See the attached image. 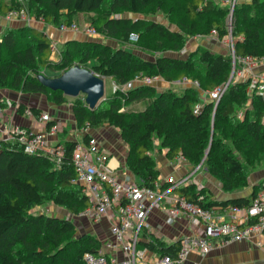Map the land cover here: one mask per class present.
Instances as JSON below:
<instances>
[{"label":"trees","instance_id":"obj_1","mask_svg":"<svg viewBox=\"0 0 264 264\" xmlns=\"http://www.w3.org/2000/svg\"><path fill=\"white\" fill-rule=\"evenodd\" d=\"M154 4H161V0H0V16L25 12L36 22L60 28L76 23L74 19L79 15H89L88 27L118 45L112 48L91 42L92 50L104 47L105 51L100 61L87 69L101 78H111L120 86L138 73L159 75L167 82L181 77L199 82L188 76L191 71L199 76L200 87L204 90L227 82L232 68L228 54L203 49L194 54L195 61L168 55L150 59L140 57L126 47L131 34L137 35V40L140 36L180 40V34L168 31L156 22L117 13L124 10L139 15ZM183 10L190 24L188 28L183 25L181 28L188 33L209 35L214 30L219 38L230 35L236 55L264 57V0L236 5L231 18V33L220 19L227 11L217 8L213 0H186ZM216 11L217 18L211 19L209 14ZM196 20L204 21L203 26H197ZM25 33L27 36H23ZM50 48L51 40L42 30L31 26L7 28L0 36V89L38 93L49 97L55 105L65 104L67 98L60 91L43 86L38 75L56 69L61 75L73 67L74 62L85 68L87 50H79L81 58L70 49L58 52L59 58H53ZM156 49L160 51L162 46L158 45ZM247 85V81L231 83L215 108L212 103L205 102L197 114L193 113L199 102L197 90L188 88L179 94L162 92L154 98H146L150 87L116 90L112 94L114 98L94 109L75 98L72 113L78 128H84L85 124L90 129L107 125L121 132L131 145L124 168L137 177L142 186L153 187L158 180L159 171L150 156L152 144L157 140L165 149L168 161L173 162L177 156H182L191 166L203 161L207 171L224 183L226 191H231L244 186V168L233 149L224 146L223 140L228 141L247 164L264 160V97L253 95L248 101ZM240 99L243 108L237 110ZM119 100L144 101L145 109L128 116L116 110L115 103ZM0 108H5L2 101ZM24 109L20 104L17 111L22 113ZM29 111L35 118L40 114L36 108H29ZM239 111H243V115L238 119ZM54 123L49 122L47 129ZM89 139L87 134L82 138L84 142ZM74 146V141L64 142L63 155L56 165L46 156L25 154L18 144L0 141V264H85V253H98L101 244L86 241L85 247L79 246L72 258H65L62 243L64 237L68 238L73 231V225L66 220L30 212L32 207L49 200L74 215L88 206V199L75 182L71 162ZM255 186L248 197L227 200L208 199L210 195L194 191L189 184L176 189V193L203 207H244L264 188V181ZM200 196H203L202 200H199ZM70 201L74 204L70 205ZM139 247L175 259L179 241L165 245L150 235L149 242H140Z\"/></svg>","mask_w":264,"mask_h":264},{"label":"built area","instance_id":"obj_2","mask_svg":"<svg viewBox=\"0 0 264 264\" xmlns=\"http://www.w3.org/2000/svg\"><path fill=\"white\" fill-rule=\"evenodd\" d=\"M250 1V0H249ZM228 8V18L231 20L237 0H224ZM10 18H21L27 22L25 12L8 13ZM61 32L77 31L76 23L70 26H60ZM86 34L94 39L101 36L90 27ZM229 31V30H228ZM230 32V31H229ZM230 34V33H229ZM209 36L216 37L214 30ZM229 36V37H228ZM229 56L231 57V73L227 82L215 86L211 90L201 92L200 84L196 80L181 77L171 82L163 80L159 75H145L138 73L121 87L113 86V92L131 91L139 87H151L158 82L182 90L192 88L199 93V102L195 104L193 113L200 112L205 102L217 106L228 86L234 82L247 81L246 95L264 97V57L240 56L234 52L232 37ZM130 42L137 40V35L131 34ZM51 54L55 53L51 45ZM57 54V53H56ZM98 76V75H96ZM99 77V76H98ZM249 103V102H248ZM6 107L11 103L5 102ZM19 107V104H15ZM5 108H0V123ZM28 109V108H27ZM29 115L31 112L26 111ZM243 111L237 112V118H242ZM40 122H51L46 113L39 116ZM58 131V124L54 123L46 132L33 133L25 128L12 125L4 135L3 141H14L21 146L25 154H40L59 164L64 148L60 144L52 143L50 138ZM82 138L89 135L88 124L81 129ZM82 138L75 141L71 155V162L76 174L75 182L81 187V193L88 201V206L75 217L97 224L103 219L109 220L110 237L101 243L97 254L85 253V264H186L188 256L193 253L207 256L217 247L234 242H246L256 248H264V188L260 189L249 204L244 207L228 205L226 207H203L187 200L176 193V189L187 186L193 173H187L180 178L173 174L157 180L153 187L142 186L141 182L127 170H121L119 164L112 166L110 156L98 145L97 139L90 137L87 142ZM173 163L180 167L186 163L182 156L175 157ZM203 196L199 197L202 200ZM152 208H161L165 211V223L173 224L180 217L187 218L191 224L200 228V234L185 235L179 239V250L175 259L169 256H160L147 260V249L139 247L140 242H149L150 233L147 224V215ZM105 251L111 255L107 256ZM120 253L122 259L117 261L113 254ZM190 264H199L192 262Z\"/></svg>","mask_w":264,"mask_h":264},{"label":"rangeland","instance_id":"obj_3","mask_svg":"<svg viewBox=\"0 0 264 264\" xmlns=\"http://www.w3.org/2000/svg\"><path fill=\"white\" fill-rule=\"evenodd\" d=\"M186 2V0H161V4H154L150 8H145L142 10V12L139 15H133L132 13L125 12L124 10H118V14H125L130 17H137L140 16L142 19L150 22H156L163 26L166 30L171 31L176 34H180L181 38L180 40H164L159 38L158 36H140L139 39L135 42H130L129 45H126L128 49H132L136 54H138L140 57H146L153 59L156 56L159 55H168L171 57L176 58H182V59H189L191 58L192 61H195L197 51H201L203 49L211 50L216 53H222V54H229L230 51V41L226 40V38H219L211 37L209 35H201V34H193L188 33L187 31L183 30L181 26H185L188 28V25L190 24V21L184 14L183 5ZM217 8H220L222 10H226V14L222 16L220 19L222 22H224L226 28L232 32L233 25L231 23V20L228 18V10L229 8L223 3L224 0H213ZM238 4L241 5L244 3L251 2L246 0H237ZM235 5V6H236ZM102 10L99 11L102 12ZM93 15V14H92ZM210 18H217V11L210 13ZM208 15V16H209ZM89 18V15L82 14L79 15V17L75 18L76 25L78 27L77 31H68V32H61L58 27L46 24L43 26H39L41 24H34V19L27 16L28 21L24 22L21 18H10L8 14H6L4 17L0 16V36L1 34L10 27H24V24L35 25L36 27H43L44 29L48 28V33L46 34L49 39L51 40V45L55 49V53L52 54L53 58H59L58 52L70 49L71 52H76V54L79 56L77 58H81L80 51L81 49L87 50V58L85 61L86 69L90 67L93 64H96L100 61V58L103 56V53L105 51L104 47H101L97 50H92V44L94 43H101L102 45L110 46L112 48H115L118 43L111 39H105L101 36L99 40H92L88 34H86V28L88 27L87 20ZM19 20H21L23 23H21ZM204 21H195V24L197 26H203ZM52 34L55 36L53 39L50 37ZM23 36H27L25 33ZM229 37V36H228ZM232 37V36H231ZM137 44V45H135ZM139 45V46H138ZM158 45L162 46V49L158 51L156 47ZM146 49V51H143V49ZM57 53V54H56ZM106 53L108 51L106 50ZM7 57V54H5V58ZM2 64L5 65V61L2 62ZM73 66H78L76 62H74ZM59 76V70L54 71H44L41 74L38 75V79L41 80L42 78H55ZM190 77H195L199 80L200 83L202 81L199 79V76L193 74V71L189 73ZM103 79V87H104V95L103 98L96 104V106L100 103H104L105 101H109L111 97L114 98V90L113 86L121 87L120 85L113 82L111 78H102ZM201 88V87H200ZM184 90L180 88H174L172 85H166L163 82H158L154 86H151L150 88H147L146 98H154L155 96L159 95L162 92H167L169 94H179L180 92H183ZM205 91L201 88V92ZM67 102L63 105L64 108H58V112L60 113L62 117V125H60V122L58 124V138L61 141H64L67 137L65 134L70 129V131L75 130L77 135L75 137L81 138V129L77 127V120L76 117L72 113V104L73 100L75 98L66 97ZM76 98H80L81 102L85 104V95L79 94ZM200 98V96H199ZM0 101L9 102L11 103V107H6L4 109V114L2 115L0 128L3 122V118L6 115L7 122H9V125L6 128L1 129L0 133V141L3 143H12L17 144L14 141L4 142V134L10 130L11 126L14 125L16 122H20L21 124L25 123V121L29 120L31 117H34L32 114L29 115L26 111H28L29 108H36L40 111V113H46L49 115L55 114V111H51V108L55 105L51 102L49 97H46L42 94L38 93H21L18 90L13 89H0ZM15 104H23L25 109L22 113H19L18 107L15 106ZM86 105V104H85ZM96 106L94 108H96ZM243 102L240 100L237 101L236 109L240 110L243 107ZM116 110L119 112H124L128 114V116H131L132 114H137L142 112L145 109L144 101L143 102H123V100H119L115 103ZM28 108V109H27ZM93 108V109H94ZM72 113V114H71ZM69 114V115H67ZM11 116V117H9ZM64 125V127H63ZM22 128H25L26 130L30 131L24 126H19ZM63 127V128H62ZM85 127V125H84ZM93 131V134H95L102 144L106 145L107 147L113 146L115 148V151L117 153H122L124 156V159L126 160L127 156L131 152V145L128 140H126L121 132L114 127H110L107 125H100L96 127L95 129H91ZM39 133V132H37ZM66 141V140H65ZM64 141V142H65ZM62 142V147L63 143ZM224 146H228L231 149H233L234 154L236 155L237 159L241 162L244 168V186L241 188H234L231 191H226L223 187V182L219 179H216L210 172L207 171L205 165L203 164V161H201L197 166H191L189 163L186 162L183 166H180L182 169L186 171L193 172L192 177L189 179V185L193 187V190L196 192H201V194H208L210 197L208 199H225L228 197H236L241 195H250L252 190L256 187V184H260L264 181V160L254 164L250 165L247 164L244 158L234 150L233 146L226 140H223ZM228 144V145H227ZM111 149V147H110ZM221 148H219L220 150ZM110 158H112V154L109 155ZM150 156L155 161L154 165L156 167V162L162 158L165 159V149H162L160 147V142L157 140H154L152 144V149L150 151ZM122 157H120L121 159ZM124 160V163H125ZM197 172V173H196ZM70 205H73L74 203L72 201L69 202ZM31 214L35 215H44L47 217L52 218H58L62 220H66L70 222L73 225V231L68 236V238L64 237V241L62 243L64 247V257L65 258H72V256L75 254L76 249L79 246H82V248L85 247L86 241H97L100 244L106 240L104 236L101 237V235H97V230L101 231V228H98L96 226H93L92 222H88L85 220L77 219L72 212H69L68 209L65 207L57 206L55 205L51 200L46 201L43 205L32 207L30 210ZM98 228V229H97ZM63 255V254H62Z\"/></svg>","mask_w":264,"mask_h":264},{"label":"crops","instance_id":"obj_4","mask_svg":"<svg viewBox=\"0 0 264 264\" xmlns=\"http://www.w3.org/2000/svg\"><path fill=\"white\" fill-rule=\"evenodd\" d=\"M245 2H246V0H245ZM19 21L21 23H23L21 20H19ZM34 24H36V25L41 24L39 26L45 25L44 23L39 22V21L38 22L34 21ZM24 25L28 26L27 24H24ZM30 26L37 28L39 30H42L46 34L48 33L47 27L44 29L43 27H36L35 25H30ZM54 36L55 35L52 34L50 37L53 39ZM90 38L92 40H95L92 37H90ZM63 105H54L51 108V111H55L54 115L49 113V116L52 119L51 122H55L56 124H59V122H60V125H62V123H63L62 117H61L62 114L60 115V113L56 109H58L60 107L64 108L65 106H63ZM41 114H44V113H40L39 116H41ZM67 115H69V114H67ZM39 116L37 118L31 117L29 120L25 121V123H23V124H21L20 122H17V123L15 122L14 125L24 126L27 129H29L30 132H33V133L46 132V130H47L46 126L49 122H40ZM9 117H11V116H9ZM3 119L4 120L2 122V125H1L2 128H0V131H1V129L6 128L9 125V122H7L6 115L4 116ZM63 127H64V125H63ZM68 129H69V130H67L68 132L65 134L67 136L65 138L66 141H74L75 142V141H78L82 138V136H81V138L75 137L77 135L76 131L75 130L70 131V129H73V128H68ZM58 134H62V133H57L55 136L50 138V141L52 143L62 145V142H64L65 140L61 141L58 138ZM89 136L97 139L98 144H99L98 146L104 152L108 153L109 155L112 154L113 157L110 160V164L112 166H114L118 163L120 168L122 167L121 170L119 169L118 171L123 172L122 170H124V160L125 159H124V156L122 155V153L121 154L117 153L113 146L107 147L106 145L102 144V142H100V139L95 134H93V131L91 129L89 131ZM110 147H111V149H110ZM120 157H122V158L120 159ZM156 168L159 171V176H158L159 179H163L165 176L170 175V174H173L176 178H180V177H182L185 174L190 172V171H186V170L182 169L181 167L175 166V164L173 162L168 161L166 159V157H165V159L162 158L156 162ZM190 173H193V172H190ZM248 196H249V194L236 196V197H228V198L220 199V200H227V199H231V198H240V197H248ZM165 219H166L165 211L161 208H158V209L152 208L148 212V215H147V224L149 226L150 235L154 236L156 239H158L159 241H161L165 245H170L172 243L179 241V239L182 236L201 233L200 228L191 224L190 221L185 217H180V218L176 219V221L171 225L166 224ZM109 225L110 224H109L108 219H103L101 222H99L97 224H93V226H96V227L99 226L98 228H101V231L97 230L96 234L98 236L101 235V237L104 236L106 239H108L110 237ZM105 254L107 256L111 255L107 251H105ZM145 256H146L147 260H152V259H155L157 257V254L153 253L151 251H147ZM113 257L115 258L116 262L122 259V256L120 253L113 254ZM192 262H198L199 264H264V248H256V247L251 246L250 244H248L246 242H234V243H230L227 245H222V246L217 247L214 251H212L207 256L201 257L198 254L193 253L190 256H188L186 264H190ZM137 264H142V263L138 262Z\"/></svg>","mask_w":264,"mask_h":264},{"label":"water","instance_id":"obj_5","mask_svg":"<svg viewBox=\"0 0 264 264\" xmlns=\"http://www.w3.org/2000/svg\"><path fill=\"white\" fill-rule=\"evenodd\" d=\"M40 83L52 91H60L65 97L85 95L89 109H93L104 95L103 79L80 66H73L55 78H42Z\"/></svg>","mask_w":264,"mask_h":264},{"label":"bare ground","instance_id":"obj_6","mask_svg":"<svg viewBox=\"0 0 264 264\" xmlns=\"http://www.w3.org/2000/svg\"><path fill=\"white\" fill-rule=\"evenodd\" d=\"M204 164V163H203ZM197 173V172H196Z\"/></svg>","mask_w":264,"mask_h":264}]
</instances>
